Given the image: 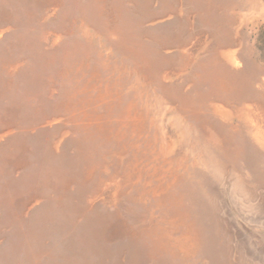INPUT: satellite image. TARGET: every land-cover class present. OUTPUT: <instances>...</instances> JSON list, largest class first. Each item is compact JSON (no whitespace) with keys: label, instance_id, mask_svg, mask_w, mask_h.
Masks as SVG:
<instances>
[{"label":"rangeland","instance_id":"374dc122","mask_svg":"<svg viewBox=\"0 0 264 264\" xmlns=\"http://www.w3.org/2000/svg\"><path fill=\"white\" fill-rule=\"evenodd\" d=\"M263 80L264 0H0V264H264Z\"/></svg>","mask_w":264,"mask_h":264},{"label":"bare ground","instance_id":"6f19581e","mask_svg":"<svg viewBox=\"0 0 264 264\" xmlns=\"http://www.w3.org/2000/svg\"><path fill=\"white\" fill-rule=\"evenodd\" d=\"M201 43V42H200ZM230 60L229 63L231 65H234L235 68H240L241 62L240 60L236 57L235 54H232L229 56ZM264 81V80H263ZM244 110V111H243ZM243 110H239L238 111V115L242 114V111L244 114H246V121L245 124L250 125L248 126V128L251 129H247V131L251 134V136L253 137V139L255 140V142L257 143V145L264 150V103L261 102H253V104L251 103V106H245V108ZM217 112L220 113L222 116H230L232 117V115L222 109V108H217ZM139 119V118H138ZM182 121V120H181ZM183 125V124H182ZM242 151V150H241ZM215 158V157H214ZM213 159V158H212ZM215 161V160H214ZM221 169V168H220ZM219 170V168H218ZM219 173H224L219 172ZM226 176V174H225ZM264 173H260L257 172L256 173V179L253 181L252 179L249 180L246 177H244V175L241 173L238 175L237 179H236V187L238 188V190L242 191L244 193V196L246 197H253L255 194V190L259 189V186H263L264 182ZM247 199V198H245ZM262 202V196L261 198L258 200V204H260ZM262 204V203H261ZM257 205V204H256ZM256 207V206H255ZM258 209V208H257ZM204 217V216H203ZM202 222V221H201ZM174 226L176 225L179 226V223L176 221H173L172 223ZM196 224V223H195ZM196 226V225H195ZM199 227V226H198ZM196 228V227H195ZM200 229V228H199ZM198 231V230H197ZM204 232V231H203ZM170 236L173 234L172 231H169ZM198 234V233H197ZM208 234V233H206ZM210 235V234H209ZM200 237V236H199ZM210 237V236H209ZM201 241V240H200ZM199 241V242H200ZM198 242V243H199ZM195 243L192 238L186 234H184L183 236L179 237V238H175V245H177V247L181 250V252L183 251L185 254L190 255L193 254L195 252L196 246ZM201 243V242H200ZM199 243V244H200ZM199 247V245H198ZM218 247V246H217ZM219 248V247H218ZM217 248V250H218ZM201 249V248H200ZM218 253V252H217ZM251 255V254H250ZM231 256V255H230ZM229 256V257H230ZM203 257V256H202ZM249 257V256H248ZM252 257V256H251ZM205 258V257H204ZM204 258H202L204 260ZM208 258V257H206ZM212 258V257H211ZM230 259V258H229ZM249 259V258H248ZM167 261V260H166ZM198 262V261H197ZM245 262V261H244ZM166 263V262H165ZM170 263V262H169Z\"/></svg>","mask_w":264,"mask_h":264}]
</instances>
